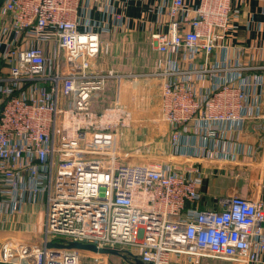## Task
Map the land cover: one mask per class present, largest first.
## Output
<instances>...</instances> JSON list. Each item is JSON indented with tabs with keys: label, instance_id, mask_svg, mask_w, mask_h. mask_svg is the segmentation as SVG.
I'll list each match as a JSON object with an SVG mask.
<instances>
[{
	"label": "built area",
	"instance_id": "1",
	"mask_svg": "<svg viewBox=\"0 0 264 264\" xmlns=\"http://www.w3.org/2000/svg\"><path fill=\"white\" fill-rule=\"evenodd\" d=\"M127 1L0 7V175L11 189L40 183L45 195L38 239L2 242L0 264H81L79 250L49 246L70 241L150 264H264V182L259 197L232 192L200 203L213 168L257 160L244 129L264 115V43L257 57L230 45L241 15L233 0L148 3L156 18L145 32L161 57L131 78L155 80L170 149L166 159L132 161L118 147L119 127L134 121L123 75L98 66L110 51L101 36L124 30L117 7ZM110 79L114 99L98 109Z\"/></svg>",
	"mask_w": 264,
	"mask_h": 264
},
{
	"label": "rangeland",
	"instance_id": "2",
	"mask_svg": "<svg viewBox=\"0 0 264 264\" xmlns=\"http://www.w3.org/2000/svg\"><path fill=\"white\" fill-rule=\"evenodd\" d=\"M148 42V38H141L138 41L137 45L140 43L144 46L145 50L141 51L143 55H145V52H148L146 50ZM127 47L131 52L137 48L135 42H130L129 45L125 46V49ZM104 56H107V54ZM104 56L99 59L100 63L98 66L105 70ZM142 61L144 62L141 58L140 62ZM101 62L104 67H102ZM145 68L146 66L142 64L138 71H145ZM142 80L147 79L139 77L137 81L142 82ZM122 83L124 84V82ZM109 85L110 83H108L104 91L95 97L94 105L96 108L101 109L109 105L114 99L116 88L113 91ZM132 85L131 93L136 98L128 97L126 101L124 100V104L132 111V119L134 121L129 126L121 125L119 127L118 147L120 150L132 152V161L160 160L164 156L165 147H160L157 143L162 144L167 141L169 125L159 117V92L148 91L149 89L143 90V88L139 87V84L137 88H134L136 86L132 87ZM154 92L155 94H153ZM138 148L141 151L136 152L135 150ZM224 175L226 176L217 178V181L212 183L214 186L211 187L212 189L210 188L212 190L211 194L229 195L231 193V186L236 184L242 186L243 182H246V179L242 177H248L245 173L242 174L241 172L234 174L238 175V177H232L234 175L231 176L227 171ZM222 182L224 183L220 185ZM220 186L225 190H221ZM43 189L44 186L42 184L31 181L23 182L21 186L11 189L4 177L0 175V239L8 236L14 237L17 242L36 241L38 239L44 213L45 195ZM205 191L208 193L206 189ZM80 259L81 264H127V261L120 255L94 254L89 251H80ZM204 263L234 264L227 260H205Z\"/></svg>",
	"mask_w": 264,
	"mask_h": 264
},
{
	"label": "crops",
	"instance_id": "3",
	"mask_svg": "<svg viewBox=\"0 0 264 264\" xmlns=\"http://www.w3.org/2000/svg\"><path fill=\"white\" fill-rule=\"evenodd\" d=\"M157 0H128L127 2L118 3L117 11L122 15V24L124 27L123 31L111 32L107 34H103L101 37L109 42L110 50L107 56H104L103 61H105V70H113L117 72L122 77L123 84V100H127L128 97L136 98L135 95L131 93L132 88L131 85L135 83L132 81V74L134 73H142L148 72L152 70L154 67H157L159 64V59L161 57L160 53H158L151 44V38L148 33L145 32V26L147 21H153L156 18V13L154 11H150L147 8V4L155 3ZM194 2H198V0H194ZM99 4V2H97ZM233 3L239 5L241 8V15L239 19V28L235 33V36L231 39L230 45L232 47L244 46L246 47V57L255 56L257 57L260 54V48L264 43V0H233ZM104 4L101 1L100 5L93 4V7L103 8ZM93 16H98L99 13H92ZM110 27H114V23L111 20L109 22ZM120 30V29H119ZM141 38H148V47H146L147 53L143 55L142 50H145L142 44L138 41ZM119 39V40H118ZM130 42L136 43V50L131 52L128 50V47L125 49L126 45H129ZM125 45V46H124ZM128 50V51H127ZM101 56V57H102ZM100 57V58H101ZM143 59L144 62H140V59ZM99 60V59H98ZM108 62V63H107ZM100 61L98 62V64ZM146 66L145 71H138L140 65ZM102 67L104 65L101 62ZM138 80V79H137ZM130 81H132L130 83ZM110 83V87L114 91L116 87V83L114 79H110L108 81ZM115 84V85H114ZM139 87L143 88V90L155 91L158 93V87L155 85V80H142L139 81ZM135 85L133 84L132 87ZM138 86V85H137ZM134 87V88H137ZM155 92L153 94H155ZM114 93V92H113ZM146 94V93H145ZM113 96V94H112ZM262 109L264 112V89L262 93ZM245 133H246V141L250 143H254L256 146V154L257 160L264 158V115L262 117H256L250 121H247L245 124ZM160 147L164 148V155L169 153L170 145L167 138L165 143H157ZM168 156V155H167ZM165 158V156H164ZM166 159V158H165ZM255 159L254 162H251L249 166H241L243 164H248V162L241 161V164L238 166L224 165L221 168H213L211 171L214 172L213 175L206 181L205 187H203L204 191L207 190L206 195L212 196H223V194H211L212 193V183L217 181V178H223L222 176H226V171L232 175L241 172L242 174H246L248 177H242L246 179V182L242 184V186L234 185L230 187L232 192H239L244 195H248L250 197H259L262 192V183L264 182V167L257 168ZM256 161V162H255ZM224 172V174H223ZM232 177H238V175H234ZM222 182L220 185H222ZM207 185V186H206ZM211 188V189H210ZM221 190H225L222 186H220ZM225 195V194H224ZM213 198V197H212Z\"/></svg>",
	"mask_w": 264,
	"mask_h": 264
},
{
	"label": "water",
	"instance_id": "4",
	"mask_svg": "<svg viewBox=\"0 0 264 264\" xmlns=\"http://www.w3.org/2000/svg\"><path fill=\"white\" fill-rule=\"evenodd\" d=\"M5 0H0V7L2 3ZM5 241H16L14 237L8 236L5 238L0 239V244ZM49 246L53 247H59V248H67V249H76L79 251H89L92 253H99V254H114V255H120L124 259L126 258V254L122 253L121 250L116 249V248H100L95 244L92 243H84L80 241H70L68 243H49ZM136 259L137 264H150V263H143L141 260Z\"/></svg>",
	"mask_w": 264,
	"mask_h": 264
},
{
	"label": "trees",
	"instance_id": "5",
	"mask_svg": "<svg viewBox=\"0 0 264 264\" xmlns=\"http://www.w3.org/2000/svg\"><path fill=\"white\" fill-rule=\"evenodd\" d=\"M205 187V185L203 186ZM203 187H202V190H203ZM201 205L202 207H208V206H213L215 203L212 201V197L210 195H206L202 198L201 200ZM122 253H125L126 254V258H125V261H127V264H129L130 262L133 261L134 259V256L129 252V251H122ZM135 262H133L134 264H137L136 263V260L134 259Z\"/></svg>",
	"mask_w": 264,
	"mask_h": 264
}]
</instances>
